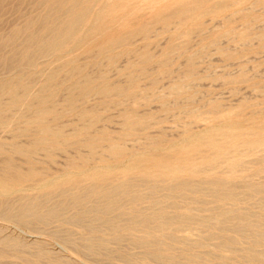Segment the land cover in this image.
I'll list each match as a JSON object with an SVG mask.
<instances>
[{
    "label": "bare ground",
    "instance_id": "6f19581e",
    "mask_svg": "<svg viewBox=\"0 0 264 264\" xmlns=\"http://www.w3.org/2000/svg\"><path fill=\"white\" fill-rule=\"evenodd\" d=\"M34 1H35L34 6L42 8V10L40 12L35 13V14L30 13V15L28 17L24 16L26 19L22 23H18L16 25H14L9 32L0 34V53L3 52V50H6L5 48H8V50L10 51L9 54L3 55L5 72L3 73V75L0 76V123H2L6 117L8 119L7 112H9V113L14 112V116L16 117L15 118L12 115L14 120L17 119L19 124L21 123L23 125L19 129H17L14 126V128L17 130L15 131L13 129L14 131H11V132L26 133L27 134L26 136H28V137H29V135H28L29 133H31V132L33 133V135H30V136H32V138L29 140V142L27 141V143H24V144L21 142H25V140H23L21 142H18L17 140H13L14 136L10 137V139L12 138L13 141L11 140L12 142L10 141L11 143H9V145L8 144L6 145L5 144L6 142L5 143L3 142L4 141L3 139H5V138L2 139L3 141H0V156L2 158V160H1L2 164L0 166V218L11 221V222L12 221L16 222L23 227L25 225V227L29 228L28 230H30L32 232L31 234L35 233L34 229H36V228L32 229L34 227V223H36V222H38L40 224L46 223L47 221H49V220L51 221L52 219L62 220L63 222L66 221L69 223V225L71 223L73 225L74 224L75 225L76 224L82 225L86 229H88V232H86V234L87 233H89V234H87L88 236L86 238L85 237L83 238L81 236L84 239L83 244H81L79 241L78 242L80 243L81 246H83L84 248H86L89 251L96 252L99 250V252H100L101 249H104V251H106V254L108 255V258L102 264H139L138 262L135 261V259H136L135 254H137L136 252L134 253V257H135L134 258L129 253L127 256L121 249H119L120 247L117 248L118 246H121L120 243H122L123 241L124 242L128 241L129 244H131V246H135V247L139 248L138 250H140V253H142L143 258L146 259V261L151 260L153 264H264V252L262 251L264 249L259 250L257 248V246H259V243L261 242V240L264 239V219H263L264 216L262 217L261 215L260 216L257 215L258 212L255 213L256 215H253V213L248 212L246 210L247 209L246 207L249 204L248 201L247 202L245 201L246 204L248 203L247 206L245 205L246 206L245 209L243 208L244 205H241L243 210L240 209V207L238 208V206H237L238 209L232 208V206L235 207L234 205H236V203L240 199L239 198V193H240L239 189H241V188L240 187L238 188V186L236 185L235 182L231 183L232 180L229 181V183L226 182V181H228L227 179H229V176L231 174L230 173L231 169H234L235 164L239 163L238 161L240 160L239 158L241 156H238V149H239L240 145L241 146H242V144L247 145L251 149H256V148L264 145V119H261L263 121H257L259 118L257 119L254 117L257 120H252L251 122H245L246 120L242 121L241 119H233L232 117H229L226 120H224L222 124L217 123V125H215L216 123L215 124L213 123L214 125L211 124L212 127H209V128L207 127L209 125L207 123L208 125L205 126V128L207 127V129H205L204 131L202 130L199 132H193L195 129L193 131L187 129L185 131V133L179 139L175 138L177 140H169V143H167V144L166 143L163 144L161 141L162 139L160 137H154V138L149 137L148 150H145L144 148H143L144 149L143 151L129 150L128 148H126L124 143H122L120 140H118V138L116 139L114 136L111 137V136L107 135L105 132H101V131H103V130H101L102 126L101 125L97 126L96 124L101 119L100 112L102 110L101 111L98 110L96 108L97 106L96 107H90V106L88 107L89 103L86 105V103H87L86 101H89V100H87V98L90 95L94 94V95L99 97L100 104H105V103H108L107 101L112 95H118L121 98H124V100H125V98L131 99L134 102V103H132L134 105L136 102H138V96L140 95V94L138 95V93L135 91V86L137 84V75L134 73L135 69L132 70L133 67L129 66L127 71H126V68H125L126 75L128 78V82H126L127 80L126 81L121 80V81L128 83V85L119 84L120 80L117 81L119 83H117L115 81L117 84L111 83V82H109L110 81L109 80L110 75H109V77L106 78L104 71H101V69L97 74H91L89 72V70L88 71L86 70L87 69L86 66L88 64L84 65V63H83V65H81V64L77 63L78 61L76 62V60H75L77 55L75 56V54H74L75 53L74 50L79 48V46H88L91 43V41H89L90 40L89 39L90 33H92L93 31L94 32L96 31L98 33L102 32L103 34L104 33L105 34L99 35V36H100V38H105V39H103V41L100 40V42L95 43L96 44L95 48L97 50V56L91 60V63L92 64H98V62H99L98 58L100 56H106L109 59L110 64H113L115 62L116 55L111 53V51L113 50V48H112L113 44L115 42H117L119 39H117L115 37L107 36L108 33L105 32L103 28H100L101 26L100 27L98 26V24L101 21H99V20L90 21V19H89L90 16L92 17V15H93V17L95 15L94 19H96V18L98 19L99 17L100 18L103 17L105 15V10L107 11L109 9V4H108L109 1L108 0H34ZM207 1H209V0H192L191 4H189L187 6L179 7L177 9L171 11L167 16H168V18L175 17V18H178L180 20L184 19V17H186V16H192L195 13H197L198 9H200L204 5V3ZM1 2H2V0H0V3ZM16 2L18 3V1H16ZM114 2L116 3L115 6H117L118 3L122 2V0H114ZM1 4H3V3H1ZM172 4H173V2H172ZM220 4L218 6L216 4V5H214V7L215 8L218 7L217 9L224 7V5H220ZM135 5H138V3ZM161 5H163V4H161ZM96 7H98L99 10H98V8L95 9ZM127 7H129V6H127ZM144 7H146V5ZM96 10H98V11H96ZM168 10H170V9H168ZM137 11H138V9H137ZM239 11H241V10L239 9ZM32 12H34V10ZM133 14H134V12H133ZM24 15H26V13ZM222 15H224V14H222ZM130 16H131V14H130ZM218 16L219 15H217L216 17H218ZM112 18H113V16H112ZM198 18H201V17H198ZM224 18H225V16H224ZM124 19L126 20V18H124ZM147 19H150V18H147ZM92 20H93V18H92ZM255 20H256V18H255ZM111 21H113V20L111 19ZM200 21H202V19ZM188 22H191V20ZM172 24H174V23H172ZM165 26H167V25H165ZM131 27H133V26H131ZM119 30H122V29H119ZM140 30L144 35L148 34L147 28H141ZM163 30H164V28H163ZM178 32L179 31H177V33ZM185 32H188V30L186 29ZM211 32H212V30H211ZM128 35H129V33H128ZM224 35H225V33H224ZM227 36H228V34H227ZM249 36H250L249 31H244V32L240 33V38L242 41L248 40ZM180 37H178V38H180ZM178 38H177V40H179ZM93 39H95V38L92 37V40ZM236 39H237V37H236ZM218 42L220 43V41H218ZM211 43H212V41H211ZM214 45H212V46H214ZM125 46H124V48H125ZM182 48L183 47L178 46V44L171 43L168 46L169 51L165 52V54H164L166 56L164 58H159L156 61L160 67L157 71L159 72V70H160L159 73H161V74L164 71L166 72L165 66L167 65V62L169 63L168 57H169L170 52H172L173 50H180ZM149 50L143 49L141 51V54H140L141 58L139 57L141 59L140 69H143V71H148L149 69L151 70V68H149L148 70H145L146 65H148V63L152 62L153 60L155 61V59H157V58L154 59V56L150 53ZM196 51H198V50H196ZM129 52H131V51H129ZM1 54H3V53H1ZM156 54H157V52H156ZM172 54H174V53H172ZM92 55H93V53H92ZM162 55L160 57L164 56V55L163 56ZM120 56H122V55H120ZM120 56H118V57L121 58ZM125 56H126V54L124 55V58H125ZM193 56L188 57L189 59L187 61V68H186V72H185L186 80L192 79L193 76L195 75L194 69H196L197 67L194 68V66H193L194 65V59H195ZM127 58H128V55H127ZM49 59L58 61V65L53 66L49 72L46 71L48 73H46L43 81H42V79L40 80V81H42L41 84H40V81H38L39 82L38 84H40V86L37 83H35L38 85L37 87H39L38 90L36 92L31 93V89L34 88V86H35L34 85L31 88L32 81L36 80V79L33 80V78L38 73L43 72L42 68H43V65L45 64L44 62L46 60L49 61ZM172 61H175V60H172ZM107 62H105V63H107ZM128 62H129V59H128ZM134 64H136V62H134ZM182 64H183V62H182ZM102 65H104V63ZM138 65H137V68H138ZM98 66H99V64H98ZM154 66H151V67L157 68L156 66L155 67ZM171 66L173 67L174 65L172 64L169 67H171ZM134 67H136V66H134ZM148 67H149V65H148ZM104 68H106V67H104ZM107 68H108V66H107ZM94 70H96V68H94ZM152 70H154V69H152ZM108 71H110V69ZM140 71L143 72L142 70H140ZM243 71H241L242 73L239 75V77H238L239 79L245 78V73ZM120 72H118V73H120ZM258 72L261 73V71H258ZM197 74L198 73H196V75ZM161 76L162 75H160V77ZM228 76H230V75H228ZM160 77H159V79H160ZM226 77H227V75H226ZM235 77H237V76L235 75ZM64 78L66 81H68V83L64 84L65 88L67 90V93L65 95V99L62 101L63 105L69 109L75 110L77 112L78 116L81 119H84L86 121V122L84 121L85 123L82 122L83 124L80 125L78 122V121H80V119L77 120V122H78L77 124H79L80 126L76 124V126H74L72 128L71 133L66 132L68 130H65L64 126L62 125V124H64V122L62 123L61 120H60L61 123L59 122V120H58V119H60L59 114H61V113L59 112L60 108L58 111V109L56 107V97L59 93L60 87L64 83L63 82ZM176 78L177 77H175V79ZM106 79H108L109 81H107ZM228 79H229V77H228ZM139 80H141V79L139 78ZM245 80H246V78H245ZM245 80H243V81H245ZM174 81L175 80H173V82ZM183 81H184V79H183ZM243 81H241V82H243ZM189 83H191V82H189ZM158 84H159V82H158ZM193 84H197V83H193ZM231 84H233V83L231 82ZM151 85H153V84H151ZM184 85H185L184 83L172 85L171 90L173 89L174 92L179 93V91L183 88ZM154 86H156V85H154ZM186 86H187V89H189L188 88L189 86L185 85V87H184L185 90H186ZM191 86H194V85L191 84ZM144 88H145V85H144ZM66 90H65V92H66ZM184 93H186V92H184ZM184 93H182V91H181L182 96ZM163 94H166V93H163ZM188 94H189V92H188ZM192 94H194V93H192ZM172 95L174 96V94H172ZM185 95H187V94H185ZM176 96H177V94H176ZM192 96L190 98H192ZM91 97L93 98V96H91ZM113 97H115V96H112V99H113ZM3 98H6V100L5 99L3 100ZM142 98H147V97L144 96ZM142 98H141V100H142ZM156 98L152 101H156ZM186 98H188V97H186ZM95 99L98 100L97 97H95ZM173 99H172V102L174 101ZM60 101L61 100H59L58 102H60ZM195 101H196V99H195ZM179 102H180V104L186 103L185 101L181 102L180 100H179ZM246 102H247V100H246ZM189 103H190V101H189ZM162 104L164 106L165 102ZM118 105H121V104H118ZM130 105L131 104L129 103V106ZM141 105H143V103ZM174 105L178 106V104L177 105L173 104L172 106L174 107ZM254 105L255 104H253V106ZM258 105L262 106V104H258ZM23 106H24V109H22ZM122 106H123V104H122ZM126 106H128V104ZM151 107H153V106H151ZM154 107H155V105H154ZM154 107L151 109H154ZM109 108L110 107H108V109ZM120 108L122 111L124 110L123 107L120 106ZM183 108H185V106ZM101 109H103V108H101ZM158 109H160V108H158ZM197 109L200 110L199 108H196V110ZM209 109H212V108L210 107ZM61 110H62V108H61ZM174 110H176V109H174ZM194 110H195V108H194ZM253 110H256V109H253ZM105 111H107V110H105ZM140 112H142V110ZM150 112L145 113V114H139V112H137L133 106H132V108L125 111V113L123 112L124 113V115L122 117L124 119L123 130H125V133L134 132V131H139V132L140 131L141 132L147 131L146 129H148L147 128L148 124H149L150 120L152 119V117L154 116V114L150 113ZM171 112H173V111H171ZM155 113H158V112H155ZM167 113H169V112H167ZM180 113L182 114V112H180ZM64 115H65V113H64ZM120 115H122V114L120 113ZM247 115H248V113H247ZM249 115H251V114H249ZM73 116L71 115V117H73ZM107 116H109V115H107ZM252 116H253V114H252ZM9 117H10V115H9ZM63 117L64 116H62L61 119ZM69 117L67 119H69ZM64 119H65V121L67 120L66 118H64ZM64 119H62V120H64ZM193 119H194V117H193ZM246 119H248V118H246ZM12 120H10V121H12ZM71 120H73V118ZM185 120L187 121V119H185ZM185 120L183 119V121H185ZM75 121H76V119H75ZM210 121H212V120L210 119ZM66 122L68 123L69 120ZM190 122H193V121H190ZM121 123H123V122H121ZM104 126H105V123H104L103 127ZM162 126H163V124H162ZM98 127H100V128H98ZM152 127L154 128V124ZM188 127L190 128L191 126H188ZM0 128L3 129V127H1V126H0ZM96 128L100 129V132H97ZM6 129H9V128H6ZM118 130L122 131V129H118ZM158 130H156V131H158ZM198 130H200V129H197V131ZM181 132L182 131H180V133ZM113 133H115V132H113ZM158 133H155V134H158ZM147 134H148V132H147ZM164 134H166V133H164ZM150 135H151V133H150ZM26 136H24V137H26ZM122 136H124V135H122ZM138 136L139 135H137L136 137H138ZM15 137H18V136H15ZM167 137H169V136L167 135ZM18 138H20V136ZM130 138H131V136H130ZM10 139H8V140H10ZM140 139L144 140V139H146V137L144 139L143 138H140ZM5 141H7V140H5ZM71 141H74V142H72V145H69V146L73 147V144H74V145H77L78 147L79 146L80 147L84 146L85 148L87 147L88 153L87 154H80L79 156H73V158L69 157L67 159L68 160L67 163H65V164L62 163L64 165V167L60 165L59 167H61V168L63 167L62 169L58 167L61 170H59V169H57V167H55V169H57L55 171H52L53 169L50 170L49 169L50 166L48 168V166H46L47 164L45 165V163L44 164L40 163L41 161L45 162L46 159L45 160H41V159L39 160V157L37 156L39 161L36 160L35 154L37 153L38 150H43V152H45V154L48 156V158H49L48 160H53L55 150L57 148L66 147L65 145L71 144ZM135 141H136V139H135ZM165 141H167V139H165ZM142 143H145V142L142 141ZM137 144H139V143H137ZM78 147H77V150H78ZM99 147H102V149L104 150V152H102V154L100 153L101 154L100 156L98 154V148ZM127 147H128V145H127ZM136 148H137V146H136ZM67 151L71 152V153L73 152L70 150H67ZM39 152H42V151H39ZM80 152H81V150H80ZM82 152L84 153L85 151L82 150ZM73 153H75V152H73ZM39 154L42 155L41 153H39ZM45 154L43 153L44 156H45ZM62 154H63V152H62ZM104 154L109 156V157L107 156V158L111 157L112 161H106L103 157V156H105ZM241 154H242V152H241ZM18 155L24 156V160H22V162L17 161L18 159L16 157ZM59 155H61V154L59 153ZM263 157H260V159L262 160ZM243 158H245V157H243ZM241 161H240V163H241ZM46 162L51 164L50 161L48 162L46 160ZM60 162H62V161H60ZM254 164H256V163H254ZM220 165H222L223 167L228 165V167L230 168V169L224 171V173L225 172L227 173V171L229 172L228 178L226 180H224L223 178L220 177L221 174H220V176L218 175L219 177H215L219 173V171H222L221 168H218ZM246 165H244V166H246ZM258 166H259V164H258ZM216 167H217V169H220V170L214 174L215 175L214 178H212V179L210 178V180H207L204 182L202 180L203 183L207 184L206 187H203L202 183L196 182L197 180L195 182H193L191 180L192 175H195V174H196V176H197V174L202 175V173H204L206 170L208 172L209 168H210V170L213 171V169H215ZM228 167H226V168H228ZM239 167H241V166H239ZM242 168H243V166H242ZM263 169L260 167H258L257 169L255 168L254 170H252L250 176H252L253 174L259 173ZM210 170H209V173H211ZM232 171L231 172L234 173V170H232ZM239 171H238V173L241 175V173ZM241 171L243 172V169H241ZM247 172H249V171H247ZM236 173H237V171H236ZM260 173H262V172H260ZM211 174H210V176H211ZM223 176H224V174H223ZM247 176L250 177L249 175H246V178H248ZM231 178L237 179L238 176H237V178H234L231 175ZM201 179H203V178H201ZM252 179L253 178L251 177V179H249V181H244V179H243V181H241L242 180V178H241L240 181L243 183H241L240 186L243 187V189L246 190V192H249V194H257V196L259 194H264V184L260 183V182L250 181ZM237 182H238V180H237ZM144 184H148V190H147L148 192H144L142 190L141 186ZM206 184H204V185H206ZM75 189H77L78 191H77V193L75 192V194H74V193H72V191ZM162 190H168L170 192H174V194H177V195H179V194H183V195L188 194L189 195V193L193 194V195H191L190 199L194 200L196 202H198V200H200V198H203L201 200H204L209 195L213 201L211 204H213V203L219 204L218 206L215 205V208H216V206L219 207L220 205L222 207L224 204H226L228 202H229L228 204L231 203L233 205L232 206L229 205V206H231V208H227V207L218 208V210H220V209L221 210L218 212L210 213V214H209V212L199 213L200 211L204 212V210L207 208H205L203 210H199V212H194L193 211V209H195L194 204H193L194 208L191 206L192 204L190 205L192 207V210L187 209L185 211H178L177 208H179V207H177L176 205H174L175 209L169 210L168 209L169 207L166 206V204H164V205L166 207H168L167 209L165 208L164 205L163 206L160 205L162 198L160 196H158V193H160ZM55 194H57V196H55ZM163 194H162V196H163ZM197 194H200L201 196H198ZM204 195H206L205 198H204ZM42 196L43 197L49 196L48 200H46V201L51 202V203H49V204L47 203V205H46V201H43V199H41ZM166 196H168V194ZM246 196H248V195H246ZM46 197H45V199H46ZM53 197H57V199L55 200ZM163 197H165V196H163ZM172 197L173 198H170L169 200H171V199L174 200V196H172ZM24 198L25 199L28 198V200L22 201ZM14 199H18L19 203L21 201V203L18 206L15 205L16 208L12 207V202ZM166 199H167V197L164 198L165 202H166ZM184 199H189V197L184 198ZM175 200H177V199H175ZM181 200H183V199H181ZM255 200H258V198H256ZM143 201L147 202V209L146 210H144V208H142L143 210L141 208H139V205ZM172 201H170V202L172 203ZM263 202H264V198H263ZM201 203L204 204V202H201ZM201 203H197V204L202 205ZM252 203L250 205L253 207ZM162 204H163V202H162ZM189 204H190V201H189L188 205ZM228 204H226L224 206H228ZM70 205H73L76 207L78 206L79 209H78V211H75V213L73 212V214H71L70 216L68 215L66 217L65 216V210ZM167 205H169V204H167ZM199 205L196 206L197 209H198ZM179 206H180V204H179ZM190 206H188V207H190ZM252 207H251V209H253ZM182 208H180V209H182ZM262 208H264V207H261L258 209V206H257L256 209L258 211H260ZM254 209H255V207H254ZM70 210H72V209H70ZM215 210L216 209H214V211ZM66 211L69 212L68 209ZM68 214H70V213H68ZM2 223H4V222H2ZM195 224L197 226L201 227V228H198V229H201L200 234L197 233V231L196 232L194 231ZM63 225H65V224L63 223ZM43 226L44 225H42V227ZM45 227H47V225H45ZM54 229H56V228H54ZM43 230H44V228H43ZM43 230L42 229L40 230V231H42L41 233H43ZM48 230H49V228H48ZM37 234H39V233H37ZM69 234H71V233H69ZM4 236H6V235H4ZM4 236H3V238L0 237V256H4L5 253L7 252L5 250V248L8 246H11L10 241L12 238L11 239L4 238ZM26 236H27V234H26ZM34 236H36V235H34ZM66 236H68V235H66ZM41 237H42V235H41ZM71 237H72V235H71ZM18 239L20 240L21 238H18ZM65 239H67V241L72 240L70 238H65ZM21 240H24V239H21ZM110 240L115 241L119 245L116 244L117 247L115 249H110V247L108 246L110 244V243L108 244V242ZM241 240H245L248 242L247 245L244 246L243 248L238 246V243ZM24 242H25V240H24ZM75 242H76L75 244H78L77 240H75ZM17 244H21V243L19 242ZM29 245H30V243H29ZM21 246H20V248L24 247V246L23 247H21ZM25 246H28L27 243ZM31 246H33V245L31 244ZM72 246H71V248H73ZM38 247L39 248L33 254H36V258L37 257L38 258L44 257L46 255L47 251H45L42 246H38ZM122 247H124V245ZM28 248L30 249L31 247H28ZM69 248H70V246H69ZM127 250H131V249H127ZM223 250H227V251L229 250L232 253V257L231 256L227 257L221 253H217V251L221 252ZM21 251H22V249H21ZM21 251H19V253ZM23 251H22V253L25 252V251L24 252ZM31 253L29 251V254H31ZM101 253H103V252H101ZM83 254H84V252H83ZM28 255L26 253V257ZM32 255H29V256L33 257ZM84 255H81V256L84 257ZM98 255H100V254H97V256ZM55 257L59 259V256L58 257L55 256ZM55 257H52V259H54ZM85 257H87V256H85ZM92 257L93 256L87 257V258H92ZM95 257H93V259ZM104 257H105V255H104ZM137 257H138V255H137ZM56 258L54 260L55 262H56ZM64 258L66 259L67 257H64ZM74 258H77V257H74ZM114 258L119 259L120 263H119V261H118V263H114L115 261H117L115 259V261L113 262ZM140 258L138 257V259H140ZM102 259L104 260V258H102ZM144 259H142V262L144 261ZM23 260H25V259H23ZM69 260H71V259L69 258ZM33 261H34V259H33ZM50 261H52V260H50ZM66 261H68V260H66ZM66 261H64V263ZM71 261H73V260H71ZM138 261H141V260H138ZM77 262L78 261H76L75 264H77ZM41 263L47 264L45 262L43 263V260ZM69 263L71 264V262H69ZM35 264H37V262H35ZM38 264H40V263H38ZM90 264H92V262ZM140 264H142V263H140ZM149 264H151V263H149Z\"/></svg>",
    "mask_w": 264,
    "mask_h": 264
},
{
    "label": "rangeland",
    "instance_id": "374dc122",
    "mask_svg": "<svg viewBox=\"0 0 264 264\" xmlns=\"http://www.w3.org/2000/svg\"><path fill=\"white\" fill-rule=\"evenodd\" d=\"M16 1H18V3ZM108 1H109V3H108L109 4V9L107 11L105 10V15L103 17H101V18L99 17L98 19L97 18L94 19L95 18V15H94V17L92 15V17L90 16V18L89 17L88 18L90 19V21H96V20L101 21L98 24V26L99 27L101 26L100 28H103L104 31L108 33V35L107 34L106 35L107 36H111V37H115V38L119 39L117 42H115L113 44V46H112L113 50L111 51V53H113V54L116 55L115 62L113 64H110L109 63V59L106 56H100L98 58L99 59L98 60L99 61L98 62L99 66H98V64H92L91 63V60L94 57L97 56V50L95 48V45H96L95 43L100 42V40L103 41V39H105V38H100V36H99V35H104L105 33L104 34L102 32L101 33H98L96 31L95 32L93 31L92 32L93 34L90 33V36H89L90 37L89 38L90 40L89 41H91V43L88 46H79V48H77V49L74 50L75 56L77 55L76 58H75V60H76V62L78 61L77 63H79L81 65H83V63H84V65H87L88 64L86 66V68H87L86 70L87 71L89 70V72L91 74H97L100 71V69H101V71H104V73L106 75V78L109 77V75H110V77H109V80L110 81L108 79H106L107 81H109L111 83H116L117 81L120 80L119 81L120 83L119 82H117V83H119L121 85H128V83H125L124 82L126 80H127L126 82H128V78H127V75H126V71H127V69H128L129 66L133 67L132 70L135 69L134 70V73L137 75V84L135 86V91L138 93V95L140 94L141 96L140 95L138 96V102H136L133 105L132 103H134V102L131 99L125 98V100H124V98H121L118 95H112V96H115V97H113V99H112V96H111L108 99V101H107L108 103L100 104V99H99L98 96H96L94 94L93 95H90L87 98V100H89V101H86L87 103L85 102L86 105L89 103L88 107L89 106L90 107H96L97 106L96 108L98 110H100V111L102 110L103 111V112L102 111L101 112L99 111L100 112L101 119L99 121L100 123L98 122L96 124L97 126L101 125L103 127V125L105 123V126L106 127L104 126L102 128L100 126L101 127V130H103L101 132H105L107 135H109L111 137L114 136L116 139L118 138V140H120L122 143H124V145L126 146V148H128L129 150L143 151L144 149L145 150H148L149 137H152V138H154V137H160L162 139L161 140L162 143L163 144L164 143L167 144V143H169V140H177L175 138H178L179 139L185 133V131L187 129L188 130H191V131H193L195 129L196 131L194 130L193 132H199V131H202V130L204 131L205 129H207V127L208 128L209 127H212L211 124L212 125H214L215 123H216L215 125H217V123L218 124H220V123L222 124L223 121L226 120L229 117H232L233 119H241L242 121L243 120H246L245 122H251L252 120H257L258 118L259 119L257 121H263L261 119H264V112H263L264 111V56H263L264 55V36H263L264 35V0H209V1L205 2L204 5L200 9H198V12L199 13L197 12V13H195L192 16H186V17H184V19H181V20L178 19V18H175V17L168 18L167 15L171 11H173V10L179 8V7L187 6V5L191 4V1L192 0H141V1L140 0H122V2L118 3L117 6H115L116 3L114 2V0H108ZM34 2H35L34 0H8V1L7 0H2L1 3H3V4L0 3V34L7 33V32H9L11 30V28L14 25H16L18 23H22L26 19L25 17H28L30 15V13L31 14H35V13L40 12L42 10V8H39V7L34 6L35 5ZM172 2H173V4H172ZM137 3H138V5H135ZM161 4H163V5H161ZM216 4H217V6L219 4L220 5H224V7L217 9L218 7L217 8L214 7V5H216ZM145 5H146V7H144ZM127 6H129V7H127ZM97 8L98 7H96L95 9H97ZM137 9H138V11H137ZM168 9H170V10H168ZM239 9L241 11H239ZM33 10H34V12H32ZM98 10H99V8H98ZM98 10H96V11H98ZM133 12H134V14H133ZM25 13H26V15H24ZM130 14H131L132 17L130 16ZM222 14H224V15H222ZM217 15H219V16L216 17ZM112 16H113L114 19L112 18ZM224 16H225V18H224ZM198 17H201V18H198ZM92 18H93V20H92ZM124 18H126V20ZM147 18H150V19H147ZM255 18H256V20H255ZM111 19L113 21H111ZM201 19H202V21H200ZM190 20H191V22H188ZM172 23H174V24H172ZM165 25H167V26H165ZM131 26H133V27H131ZM141 28H147L148 29V34L147 35H144L141 32V30H140ZM163 28H164V30H163ZM119 29H122V30H119ZM186 29L188 30V32H185ZM211 30H212V32H211ZM177 31H179V32L177 33ZM244 31H249L250 36H249L248 40H243L242 41L241 38H240V33L244 32ZM128 33H129V35H128ZM224 33H225L226 36L224 35ZM226 33L228 34V36H227ZM92 37L95 38V39H93L94 41L92 40ZM178 37H180V38H178ZM236 37H237V39H236ZM177 38L179 40H177ZM211 41H212V43H211ZM218 41H220L221 44ZM171 43L178 44V46H180V47L182 46L183 48L180 49V50H173L174 52L173 51L170 52L169 57H168L169 63L167 62V65L165 66L166 72L164 71L161 74V73H159L160 70H159V72L157 71L160 67H159V65H158V63L156 61L159 58H164L166 56L164 54H165V52L169 51L168 46ZM212 45H214V46H212ZM124 46H125V48H124ZM5 49L6 50H3L2 49L3 52H1V53H3V54L0 53V76L3 75V73L5 72L4 59H3L4 57H3V55L10 53V51L8 50V48H5ZM143 49H148V50L150 49L149 51L154 56V59L157 58V59H155V61L153 60L154 62L152 61V62L148 63L149 67H148V65H146V68L147 69L145 68V70H148L149 68H151V70L149 69L148 71H143V69H140V64H141V59H140L141 58V55L140 54H141V51ZM196 50H198V51H196ZM129 51H131V52H129ZM156 52H157V54H156ZM92 53H93V55H92ZM172 53H174V54H172ZM125 54H126V56L124 58V55ZM120 55H122V56H120ZM127 55H128V58H127ZM161 55L163 57H160ZM118 56H120L121 58H119ZM189 56H193L195 58L194 59V65L193 66H194V68L197 67L196 69H194V74L195 75L193 76L192 79H190L191 81L190 80H186V75H185L186 68H187V61L189 59L188 58ZM128 59H129V62H128ZM172 60H175V61H172ZM133 61L136 62V64H134ZM105 62H107V63H105ZM182 62H183V64H182ZM44 63L45 64L43 65V68H42L43 72L38 73L33 78V80H35V79L36 80L35 81H32L31 88L34 85L36 87L38 85L40 86L41 82L44 80V77H45L46 73H48L53 66L58 65V61L50 60V59H49V61L46 60ZM103 63H104V65H102ZM172 64L174 66L173 67L171 66L172 68L169 67ZM137 65H138V68H137ZM154 65L157 68L151 67V66H154ZM107 66H108V68H107ZM134 66H136V67H134ZM104 67H106V68H104ZM94 68H96V70H94ZM125 68H126V71H125ZM109 69H110V71H108ZM139 69L142 70L143 72H141ZM152 69H154V70H152ZM46 71H48V72H46ZM241 71H243L245 73L246 80H245V78L244 79H239L238 78L239 75L242 73ZM258 71H261V73L258 72ZM118 72H120V73H118ZM196 73H198V74L196 75ZM160 75H162V76L160 77ZM167 75L168 76L170 75L171 77L170 76L168 77ZM226 75H227V77H226ZM228 75H230V76H228ZM235 75L237 77H235ZM159 77H160V79H159ZM175 77H177V78L175 79ZM228 77H229V79H228ZM139 78L141 80H139ZM41 79H42V81H40ZM183 79H184V81H183ZM121 80H124V81H121ZM173 80H175V81L177 80V81L176 82L175 81L173 82ZM243 80H245V81H243ZM38 81H40V84H38L39 83ZM241 81H243V82H241ZM63 82L64 83L60 87L59 93H58V95L56 97V107H57L58 111H59V108H60V111L59 112L61 113V114H59L60 115V117H59L60 119H58V120H59L60 123H61V121H62V123L64 122V124H62V125L64 126L65 130H68L66 132L67 133H69V132L71 133L72 128L74 126H76V124L78 122L81 125V124L85 123L86 121L84 119H81L78 116V114H77V112L75 110L69 109V108H67V107H65L63 105V102L62 101L65 99V95L67 93V90H66L64 84L68 83V81H66L65 78H64L63 79ZM158 82H159V84H158ZM189 82H191V83H189ZM231 82L233 84H231ZM35 83H37L38 85L35 84ZM181 83H184L185 85H188L189 86L188 87L189 89H187V86H186V90H185V88H184L185 85H184L183 86L184 89L182 88L179 91V93L174 92L173 89L171 90L172 85L181 84ZM193 83H197V84H193ZM151 84H153V85H151ZM191 84L194 85V86L196 85V86L195 87L194 86H191ZM144 85H145V88H144ZM154 85H156V86H154ZM35 86H34V88L31 89V93L32 92H36L38 90L39 87L36 88ZM65 90H66V92H65ZM181 91H182V93H184V92H186V93H184L183 96H182L181 95ZM188 92H189L190 95L188 94ZM163 93H166V94H163ZM192 93H194V94H192ZM172 94H174V96ZM176 94H177V96H176ZM185 94H187V95H185ZM91 96H93V98ZM144 96L147 97V98H142ZM191 96H192V98H190ZM95 97H97L98 100H96ZM186 97H188V98H186ZM141 98H142V100H141ZM155 98H156V101H152ZM194 98L196 99V101H195ZM4 99L6 100V98H3V100ZM172 99L174 100L173 102H172ZM59 100H61V101L58 102ZM179 100L181 102H184L185 101L186 103L185 104L184 103L183 104L181 103L182 104L181 105L180 102H179ZM246 100H247V102H246ZM189 101H190V103H189ZM164 102H165V104L163 106L162 103H164ZM129 103L131 104L130 106H129ZM142 103H143L144 106L141 105ZM257 103L258 104H262V106L261 105H258ZM118 104H121V105H118ZM122 104H123V106H122ZM127 104H128V106H126ZM173 104H176V105L178 104V106H175L174 105V107H173L172 106ZM253 104H255L256 106L255 105L253 106ZM154 105H155V107H154ZM120 106L123 107V109H124L123 111L121 110ZM132 106L134 107V109L137 112H139V114L149 113L150 111H151L150 113H153L154 114V116L152 117V119L150 120V122L148 124V127H147L148 129H146L147 131H145V132L134 131V132L125 133V130H123V128H124V119L122 117H123L125 111H127L130 108H132ZM151 106H153L155 110L154 109H151V108H153ZM184 106H185V108H183ZM108 107H110V108L108 109ZM210 107L212 109H209ZM61 108H62V110H61ZM101 108H103V109H101ZM158 108H160V109H158ZM194 108H195V110H194ZM196 108H199L200 110H198V109L196 110ZM22 109H24V106L22 107ZM174 109H176V110H174ZM253 109H256V110H253ZM105 110H107V111H105ZM141 110H142V112H140ZM171 111H173V112H171ZM63 112L65 113V115H64ZM155 112H158V113H155ZM167 112H169V113H167ZM180 112H182V114ZM120 113L122 115H120ZM247 113H248V115H247ZM249 114H251V115H249ZM252 114H253V116H252ZM7 115H8V119L6 117L4 119V121L2 123H0V126L3 127V129L0 128V135H1L0 136V141H3L4 140L3 142L4 143L6 142L5 143L6 145L7 144L9 145V143H11L13 140H17L18 142H21V141L25 140V142H21L23 144L24 143H27V141L29 142V140L32 138V136H30V135H33V133L32 132L29 133L28 134L29 137H28V136H26L27 135L26 133H19V132L15 133V132H11V131H14V130L16 131L17 129H19L20 127H22L23 124H21V123L19 124V122H18L17 119L14 120V118H13L14 112H12V113L7 112ZM9 115H10V117H9ZM71 115L72 116L74 115V116L71 117ZM107 115H109V116H107ZM159 115L160 116L162 115L163 117L162 116L160 117ZM62 116H64L62 119H64V118L67 119L70 116L69 119L66 120V121L69 120V122H68L69 124L65 121V119L64 120L61 119ZM193 117H194V119H193ZM254 117L257 118V119H255ZM72 118H73V120H71ZM182 118L184 120L187 119V121L186 120L183 121ZM246 118H248L249 120L246 119ZM75 119H76V121H75ZM79 119H80V121L77 122V120H79ZM210 119L212 121H210ZM10 120H12V121H10ZM190 121H193V122H190ZM121 122H123V123H121ZM79 124H77V125H79ZM153 124H154V128L152 127ZM162 124H163V126H162ZM14 126L17 129H15ZM188 126H191L192 128L191 127L189 128ZM205 126H207V127L205 128ZM100 127H98V128H100ZM6 128H9V129H6ZM118 129H122V131L121 130H118ZM197 129H200V130L197 131ZM96 130H97V132H100V129H97L96 128ZM156 130H158V131H156ZM180 131H182L181 132L182 134L180 133ZM113 132H115V133H113ZM147 132H148V134H147ZM150 133H151V135H150ZM155 133H158V134H155ZM164 133H166V134H164ZM122 135H124V136H122ZM137 135H139L140 137L139 136L136 137ZM167 135L169 137H167ZM15 136H18V137L20 136V138L15 137ZM24 136H26V137H24ZM130 136H131V138H130ZM10 137H13V140H12V138L10 139ZM145 137H146V139H144ZM3 138H5V139H3ZM140 138H143L144 140H142ZM8 139H10V140H8ZM135 139H136V141H135ZM165 139H167V141H165ZM5 140H7V141H5ZM141 140L143 142H145V143H142ZM72 142H74V141H71V144L65 145L66 147L57 148L58 150L57 149L55 150V154H54L53 160H48L49 158L45 154V152H43V150H38L37 153L35 154L36 156L35 155L34 156H35L36 160H38V158H37V156H38L39 157V160L40 159L41 160H45L46 159L48 162L50 161L51 164L47 163L46 160H45V162L44 161H41L40 163L41 164H44L45 163V165L47 164L46 166H48V168L50 166V168H49L50 170L53 169L52 171H55V170L61 168V167H59L60 165L64 167V165L62 163H64V164L67 163V161H68L67 159L69 157L70 158L71 157L73 158V156H79L80 154H87L88 153V151H87L88 148L87 147L86 148L84 146H82V147L79 146L78 147L77 145H74V144H73V147L72 146H69V145H72ZM137 143H139V144H137ZM127 145H128V147H127ZM243 145L244 144H242V146L240 145V147L238 149V156H241L239 158L240 160L238 161L239 163H236L235 164V168L234 169H231V171L234 170V173H232L233 171L231 172L229 170L230 173H231L230 176H229V179H227L229 172L227 171V173L226 172L224 173V171H226V170H228L230 168L228 167V165L227 166H224V167L222 165H220L218 168H221L222 171H219L220 169H217V167L215 169H213V171L210 170V168H209L208 169V172L206 170L204 173H202V175L201 174H197V176H196V174L195 175H192L191 176V180L193 182H195L197 180L196 182H198V183L200 182V183H202L203 187H206L207 184L206 183H203V182L204 181H207V180H210V178L211 179L214 178V176H215L214 174L217 173V171H219V173L215 177H219L220 174H221L220 177L223 178L224 180L227 179L228 180V181H226L227 183H229V181L232 180L231 183H234L235 182L236 185L238 186V188L239 187L241 188V189H239L240 190V193H239V198H240L239 201L240 202L238 201L237 202L238 204L236 203V205H234L235 207H233L232 206L233 204H231V203L228 204L229 202L226 203V204H228V206H224V205H226V204H224L222 207L231 208V206H232V208H237V206H238V208L240 207V209L243 210V208L245 209V207L247 206L248 203H249L248 204V206H249L253 202L252 203L253 207L251 205L249 207L247 206L246 207L247 208L246 210L248 212H250V213H253V215H256L255 213L258 212L257 215H259V216L261 215L263 217L264 216V213H263L264 212V208H262L260 210L261 212L258 211L256 208H257V206H258V209L261 208V207H264V202H263L264 194H259L258 196H257V194H249V192H246V190H244L243 187L240 186V184L243 183V182H241V181H243V179H244V181H249V179H251V177L253 179L250 180V181H252V182H260V183H263L264 184V169H263L264 168V157H263L264 156V145L261 146V147H258L256 149H251L247 145H244V146ZM136 146H137V148H136ZM77 147H78V150H77ZM67 150L73 151L75 153L68 152ZM80 150H81V152H80ZM82 150H84L85 152L83 153ZM39 151H42V152H39ZM62 152H63V154H62ZM102 152H104V150L102 149V147H99L98 148V154H99V156L102 154ZM241 152H242V154H241ZM39 153H41L42 155H40ZM43 153L45 154L46 157L43 155ZM59 153L61 155H59ZM104 155L105 156H103V157H104V159L106 161H112L111 157L110 158H107L108 155H106V154H104ZM243 157H245V158H243ZM260 157H263V159L261 160ZM16 158L18 159L17 160L18 162H20V161L22 162V160H24V156H22V155H18ZM1 160H2V158L0 156V166L2 164ZM60 161H62V162H60ZM240 161H241V163H240ZM254 163H256V164H254ZM257 163L259 164V166H258ZM244 165H246V166H244ZM239 166H241V167H239ZM242 166H243V168H242ZM55 167H57V169H55ZM226 167H228V168H226ZM258 167H260V168L263 169L262 171H260L262 173L259 172L257 174H253L252 176H250L252 170H254L255 168L257 169ZM61 169H59V170H61ZM241 169H243V172L241 171ZM209 170H210L211 173L212 172L213 173L212 174L209 173ZM236 171H237V173H236ZM238 171L241 173V175L238 173ZM247 171H249V172H247ZM210 174H211V176H210ZM223 174H224V176H223ZM231 175L234 178H237V176H238V178L237 179H233V178H231ZM246 175H249L250 177L247 176L248 178H246ZM201 178H203V179H201ZM241 178H242V180H241ZM202 180H203V182H202ZM237 180H238L239 183L237 182ZM204 184H206V185H204ZM141 187H142V190L144 192H148L147 191L148 190V184H144ZM77 191L78 190L75 189V190L72 191V193L75 194V192L77 193ZM162 191L160 193H158V196H160L162 198V201H161V204L160 205L163 206L164 204H166V206H168L169 208L166 207L165 205L164 206H165L166 209L168 208L169 210L175 209L174 205H176L177 207H179V208H177L178 211H185L187 209L192 210V207L195 205V209L196 210L193 209L194 212H199V210H203V209L207 208L208 210L205 209L204 212L203 211L202 212L200 211L199 213H207V212H209V214H210V213H213V212H218V211L221 210V209L218 210V208H222L221 205L219 207H217L219 205L218 203L217 204H215V203L211 204L213 201H212V198L209 195L206 198H205L206 195H204V198H205L204 200H201L203 198H200L201 201L198 200V202H196V201L190 199L191 195H193V194H190V193H189V195H190L189 196L188 194H184V195L183 194H179V195H177V194H174V192H170L168 190H162ZM165 192L168 194V196H166L167 194ZM162 194L165 197H163ZM197 195L198 196H201L200 194H197ZM246 195H248V196H246ZM55 196H57V194H55ZM172 196H174V200L173 199L169 200L170 198H173ZM45 197L42 196L41 199H43V201L48 200V197L49 196L46 197V199H45ZM166 197H167V199H166V202H165L164 198H166ZM183 197L184 198H188L189 197V199H184ZM255 197L258 198V200H255L256 199ZM53 198L55 200L57 199V197H53ZM175 199H177V200H175ZM181 199H183V200H181ZM25 200L27 201L28 198H26V199L24 198L22 201H25ZM170 201H172V203ZM189 201H190V204L188 205ZM245 201L246 202L248 201V203L246 204ZM13 202H12V207H15V208H16V206H18L21 203V201L19 203V200L18 199H14ZM162 202H163V204H162ZM201 202H204L205 205L202 204ZM47 203L49 204L51 202L46 201V205H47ZM197 203H201L202 205H199ZM167 204H169V205H167ZM179 204H180V206H179ZM197 205H199L198 206V209L196 207ZM215 205H217L216 208H215ZM229 205H231V206H229ZM241 205H244L243 208H242ZM188 206H190V207H188ZM77 207L76 206H73V205H70L67 208L69 212L66 211L67 209L65 210V216L66 217L68 215L70 216L71 214H73V212L75 213V211H78L79 207L78 208ZM251 207L253 209H251ZM254 207H255V209H254ZM139 208H141V209L144 208V210H146L147 209V202H145V201L141 202V204L139 205ZM180 208H182V209H180ZM70 209H72V210H70ZM214 209H216V210L214 211ZM248 209L249 210L251 209V210L249 211ZM68 213H70V214H68ZM263 219H264V217H263ZM0 220H1L0 221V237L3 238V236L6 235V236H4V238H9V239L12 238L11 241H10L11 242V244H10L11 246H8V247L5 248V250L7 251L5 253V255H4L5 257L4 256H0V264H13V263L14 264H35V262H37V264L38 263L42 264L41 263L42 260H43V263L45 262L47 264H68L69 262H71V264H75L76 261H78L77 264L78 263L79 264H84V263L85 264H87V263L90 264L91 262H92V264H102L108 258V255L106 254V251H104V249H101L100 252H99V250L96 251V252H94V251H89V250H87L86 248H84L83 246L80 245V243L83 244V240H84L83 238L84 237L86 238L88 236L87 234H89V233L86 234V232H88V229H86L82 225H77V224L76 225L75 224L73 225L71 223L70 224L71 226H70L69 223L66 222V221L63 222L62 220H57V219L54 220V219H52L51 221L50 220L47 221L46 222L47 224L46 223H41L42 225H44L42 227V225L40 223L36 222V223H34V227L32 229H34V228L37 229L38 227L40 229L38 228L37 230L34 229L35 231L33 230L35 232L33 234L36 235V236H34L33 234H31L32 232L30 230H28L29 228L25 227V225L23 227L20 224H18L16 222H13V221L11 222V221H8V220L2 219V218H0ZM2 222H4V223H2ZM63 223L65 225H63ZM45 225H47V227H45ZM194 227H195L194 231L195 232L197 231V233L200 234V232H201L200 230L201 229H198V228H201V227L197 226L196 224H195ZM43 228H44L45 231L43 230ZM48 228H49V230H48ZM54 228H56V229H54ZM41 229L43 230V233L44 234L41 233L42 232V231H40ZM37 233H39V234H37ZM69 233H71V234H69ZM26 234H27V236H26ZM41 235H42V237H41ZM66 235H68V236H66ZM71 235H72V237H71ZM18 238L24 239L25 242H24V240H21L20 239L22 241L21 242ZM65 238H70L74 242L72 240H68L67 241V239H65ZM75 240H77V243L78 244H75L76 243ZM241 241L238 243V246L241 247V248H243L244 246L247 245L248 242L245 241V240H241ZM19 242L21 244H17ZM28 242L30 243V245H29ZM114 242L115 241H111V240L108 242V244L110 243L108 245L110 247V249H115L117 247V245H119L116 242L115 243ZM261 242L259 243V246H257V248L259 250L264 249V239L261 240ZM26 243H27L28 246H25ZM31 244L33 246L35 245L34 246L35 248L33 246H31ZM120 245L121 246H118L117 248L120 247L119 249H121L127 256H128V253H129L132 257H134V253L136 252L137 254H135L136 255L135 257H136L137 260L135 259V261L138 262L139 264L140 263H142V264H149V263L153 264L151 260L146 261V259L143 258L142 253H140V250H138L139 248H137L135 246H131V244H129L128 241H125V242L123 241L122 243H120ZM123 245H124V247H122ZM20 246L21 247L24 246V247L23 248H20ZM38 246H42L44 248V250L47 251V252H46V255L44 257H40V258L37 257L38 258L37 259L36 258V254H33V253L39 248ZM69 246H70V248H69ZM71 246L73 248H71ZM28 247H31V248L33 247V248L32 249L31 248L29 249ZM21 249H22V251L24 250L25 252L23 251L24 253H22ZM127 249H131V250H127ZM19 251H21V252L19 253ZM29 251H30V253L31 252L32 253L29 254ZM262 251L264 252V250H262ZM83 252H84L85 255L83 254ZM101 252H103V253H101ZM26 253H27V255L28 254L29 255H32L33 254L32 255L33 257H31L29 255L26 257ZM79 253L81 255H84V257L81 256ZM217 253H221V254H223V255H225L227 257H229V256L232 257V253L229 250L228 251L227 250H223L221 252L220 251H217ZM97 254H100V255L97 256ZM104 255H105V257H104ZM137 255H138L139 258L140 257L141 258L138 259ZM55 256H57V257L59 256V259L56 258ZM73 256L74 257H77V258H74ZM85 256H87V257L93 256L95 258L94 259H93V257L92 258H87ZM52 257H55L56 258V262L54 261L55 258L52 259ZM64 257H67V258L65 259ZM69 258L71 260H73V261L69 260ZM102 258H104V260ZM23 259H25L26 261L23 260ZM33 259H34V261H33ZM115 259L116 258L113 259V262L115 261ZM142 259H144L145 262L144 261L142 262ZM50 260H52V261H50ZM63 260L64 261L68 260V261H66L64 263ZM116 260L117 261H115L114 263H118V261L120 263V260L119 259H116ZM138 260H141V261H138Z\"/></svg>",
    "mask_w": 264,
    "mask_h": 264
}]
</instances>
